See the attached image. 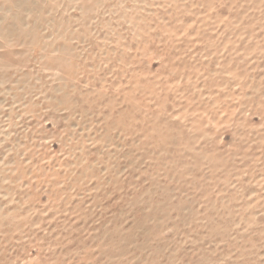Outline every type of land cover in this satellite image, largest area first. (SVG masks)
I'll use <instances>...</instances> for the list:
<instances>
[{
	"label": "rangeland",
	"instance_id": "obj_1",
	"mask_svg": "<svg viewBox=\"0 0 264 264\" xmlns=\"http://www.w3.org/2000/svg\"><path fill=\"white\" fill-rule=\"evenodd\" d=\"M0 264H264V0H0Z\"/></svg>",
	"mask_w": 264,
	"mask_h": 264
}]
</instances>
